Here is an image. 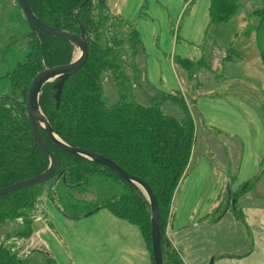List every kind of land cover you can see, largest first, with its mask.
Instances as JSON below:
<instances>
[{
	"label": "trees",
	"instance_id": "obj_1",
	"mask_svg": "<svg viewBox=\"0 0 264 264\" xmlns=\"http://www.w3.org/2000/svg\"><path fill=\"white\" fill-rule=\"evenodd\" d=\"M84 1L28 0L35 15L49 26L80 34V22L90 48L85 64L65 82L59 107L54 81L43 85L40 106L54 132L65 143L104 155L150 184L159 203L164 264H179L178 253L168 247L166 227L176 190L190 165L195 141L190 107L196 99H187L181 91L149 99L138 87L142 71L139 67L145 58L139 31L132 23L113 15L108 0H87L82 5ZM244 1L211 0L212 24L228 23ZM256 1L260 7L254 11L259 16L255 39L264 65V0ZM28 47L26 58L17 62L8 74L12 93L0 94V188L48 169L50 158L34 143L26 110L27 93L39 71L71 62L76 52V46L69 41L43 31L28 34ZM215 55L221 61L240 57L234 48L224 49L207 35L202 60L194 62L177 57L176 63L187 71L192 81L201 70H210L215 78L225 79L223 72L213 67ZM106 77L113 81L117 91V100L110 104L103 100ZM200 85L202 82L197 81L196 86ZM168 104L172 108H164ZM260 112L264 122V104ZM40 132L47 139L45 130L40 128ZM51 147L57 157L51 179L0 196V229L12 220L21 222V229L12 235H0V264H24L25 254L18 245H8L7 239L15 236L20 242L32 236L33 213L41 206L43 195L70 219H81L106 208L137 226L155 264L151 206L145 193L99 162ZM261 168V173L239 190L229 191L226 201L206 219L216 221L228 211L241 217L237 201L264 178V158ZM46 262L57 264L49 254Z\"/></svg>",
	"mask_w": 264,
	"mask_h": 264
},
{
	"label": "crops",
	"instance_id": "obj_2",
	"mask_svg": "<svg viewBox=\"0 0 264 264\" xmlns=\"http://www.w3.org/2000/svg\"><path fill=\"white\" fill-rule=\"evenodd\" d=\"M210 6L211 0H112L109 10L139 31L149 83L163 93L181 91L187 99H196L190 107L196 141L173 199L166 227L168 247L178 253L179 264H264V178L237 201L241 217L228 211L216 221L206 219L229 191L261 173L264 158V122L257 106L233 94L188 95L182 86L178 68L186 70L176 58L202 60L207 35L224 49L234 48L232 36L221 45L214 35L213 29L221 34L227 24H212ZM216 56L213 67L223 74L237 59L221 61ZM209 128L235 136L230 147L214 146L206 137ZM211 156L225 157L221 171ZM40 207L44 224L38 230L33 225L29 239L38 240L57 264H153L140 229L110 210L70 219L45 195Z\"/></svg>",
	"mask_w": 264,
	"mask_h": 264
},
{
	"label": "rangeland",
	"instance_id": "obj_3",
	"mask_svg": "<svg viewBox=\"0 0 264 264\" xmlns=\"http://www.w3.org/2000/svg\"><path fill=\"white\" fill-rule=\"evenodd\" d=\"M107 4L111 9L112 0H108ZM259 7V1L245 0L243 6L229 22L226 23V31L217 34L218 32L213 29L214 35H216L221 45H227L232 36L231 41H234V49L240 55V57H236L235 63H231L230 65L232 66L224 71L223 75L225 79L219 80L215 78L210 71L203 70L198 73L197 79L192 81L189 79L186 71L178 68L182 86L188 95H195L198 97L200 95L214 93L223 95L233 94L232 96H235L236 99L245 100L247 103L257 106L260 111V106L264 104V65L260 59L255 39L259 16L254 12ZM30 32L31 28L23 15L19 3L16 0H0V94L12 93L8 74L12 71L17 62L26 58L29 52L28 34ZM77 54L78 50L75 52L74 58ZM139 68L142 69V71L140 72L138 87L144 91L145 95L149 96V99L152 97H161L163 89L160 87H157V89L149 83L146 75H144L145 66L141 65ZM232 75H236L237 77L234 79L227 77ZM103 81V100L107 104L114 103L117 100L115 85L112 80L110 81L109 77H106ZM197 81L202 82L199 88L195 86ZM167 107L172 108L170 104L164 106V108ZM193 108L195 111L196 105H193ZM168 110L170 113H174L172 109ZM176 115H178V113ZM208 136L213 140L214 146H216L217 143L218 146L224 145L230 147L229 142L235 138V136L221 133L213 128H209L206 137L208 138ZM211 159L213 161L212 164L217 168L216 170L221 171L222 168L220 165H224L222 163L225 162V157L223 156L220 159V157L211 156ZM227 162L229 163L230 160L227 159ZM225 166L227 167L228 164ZM261 169L259 171H261ZM43 197L44 195L42 198ZM222 201H226V196ZM43 216L44 212L41 207L33 213V225L35 230L40 229L44 224ZM20 229V220H12L0 229V235L2 237L7 236V234L12 235ZM33 241L34 244L32 243ZM33 241L30 242V239H23L19 242L15 236H11L7 239V244L11 247L12 245H18L17 248L25 254L24 264H47L46 254H48V251L37 244L39 243L38 240Z\"/></svg>",
	"mask_w": 264,
	"mask_h": 264
},
{
	"label": "water",
	"instance_id": "obj_4",
	"mask_svg": "<svg viewBox=\"0 0 264 264\" xmlns=\"http://www.w3.org/2000/svg\"><path fill=\"white\" fill-rule=\"evenodd\" d=\"M22 12L31 28V32L37 34L38 31H43L45 33L59 36L73 45L76 46L78 53L71 62L67 64H62L54 67H45L39 71L34 78L32 79L26 100V110L30 121V126L34 138V143L36 146L43 148L45 153L50 158V165L48 169L32 178L14 183L10 186L0 188V196L9 194L15 190L27 188L33 185L45 183L51 179L56 171L57 167V157L52 150L51 145L64 149L68 152H71L76 155H80L87 159L99 162L112 170H114L119 176L141 189L147 196L150 206H151V237H152V254L155 264H164L163 252H162V234H161V219H160V210L158 198L150 186V184L145 181L143 178L130 174L118 166L114 161L105 157L104 155L94 153L90 150H87L78 146H71L65 143L53 130L48 118L43 112L40 103L39 97L43 85L47 82H55L56 100L57 107H59L61 94L65 82L68 78L79 71L82 66L85 64L90 48L89 41L86 30L84 26L79 22L81 33H73L67 30L58 29L52 26H49L42 22L33 12L30 7L28 0H17ZM87 0L83 2L82 5L86 4ZM40 128L44 129L47 135L45 139L41 132ZM235 200L233 204H235ZM212 264V262L210 263Z\"/></svg>",
	"mask_w": 264,
	"mask_h": 264
},
{
	"label": "bare ground",
	"instance_id": "obj_5",
	"mask_svg": "<svg viewBox=\"0 0 264 264\" xmlns=\"http://www.w3.org/2000/svg\"><path fill=\"white\" fill-rule=\"evenodd\" d=\"M79 54V53H78Z\"/></svg>",
	"mask_w": 264,
	"mask_h": 264
}]
</instances>
